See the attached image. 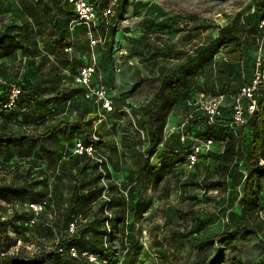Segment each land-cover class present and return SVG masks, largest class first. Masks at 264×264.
<instances>
[{
	"label": "rangeland",
	"instance_id": "1",
	"mask_svg": "<svg viewBox=\"0 0 264 264\" xmlns=\"http://www.w3.org/2000/svg\"><path fill=\"white\" fill-rule=\"evenodd\" d=\"M88 2L112 13L84 24L67 0H0V34L10 36L0 42V256L24 261L45 252L48 264H264V175L257 210L243 212L238 202L250 128L231 132L242 136L243 151L227 173L217 168L232 94L251 77L264 34V0ZM55 36L67 42L65 54ZM235 48L240 64L227 53ZM209 57L183 82V68ZM85 59L97 64L92 86L116 104L109 113L75 82ZM11 84L21 93L8 108ZM175 87L182 96L152 147L149 116ZM218 94L225 96L218 125H205L201 106ZM128 110L139 114L138 121L131 114L134 125ZM61 121L67 125L54 134ZM79 122L86 132L72 127ZM87 135L100 140L103 164L78 175L69 154ZM193 135L211 137L213 146L191 165ZM40 200L46 205L36 215L29 204ZM100 243L104 249L93 254ZM72 246L81 251L76 262L55 253Z\"/></svg>",
	"mask_w": 264,
	"mask_h": 264
},
{
	"label": "trees",
	"instance_id": "2",
	"mask_svg": "<svg viewBox=\"0 0 264 264\" xmlns=\"http://www.w3.org/2000/svg\"><path fill=\"white\" fill-rule=\"evenodd\" d=\"M67 2H68V0H67ZM69 4L71 5V9H72L71 15H72V17L76 18V20H77L78 14H77V12H74L73 5L71 3H69ZM104 10H105V8H101L99 10L94 8V11H96V19L98 16H100V18H102V16H103V18L108 17V16L107 17L104 16V12H105ZM262 17L263 18L261 20L264 23V12L262 14ZM54 31L56 32V29H54ZM8 33H9L8 30L5 29L0 34V42H2L4 39L10 37V36H8ZM260 37H261V35L258 37L257 40H259ZM54 39L56 41L58 52L65 54V49L67 47V42L65 41V39L60 37V36L59 37L55 36ZM257 44H259V43H257ZM227 53H228V56L231 57V63L232 64L236 63V62H238L239 64L241 63V59L243 57L239 54L238 48L230 50ZM87 60L88 59H85L84 61L86 62ZM85 62L83 64H85ZM208 62H210V57H209V59L204 58V59H201L198 62H196L197 65L192 66V68H191L192 70L189 69V67L183 68L182 72L180 73L181 75H179V77L182 76L183 82L188 81L190 79V77H192L191 73L193 72V70L197 69L199 66L202 67L203 65L208 64ZM96 70H97V68H96ZM250 78L247 81L241 82V84H239L237 86L236 91L232 94V96H234V94L237 93L239 87L242 84L248 82L250 80ZM177 82H178V87H179V79L177 80ZM183 82H181V83H183ZM5 84L6 83L3 81L0 82V86H4ZM20 88H21V86H20ZM177 90H178L177 87H175V89H172L169 91L170 93L166 96V99H162V100L156 102L155 106H157V107H154L153 112L149 116L148 124L150 125V129L148 131V134L150 135L149 138H150V142H152V145H151L152 147L156 145L155 141L157 140V134L159 135L163 129V126H164L163 124H164L165 118L167 116L168 110L170 109L169 107L171 106L172 103L176 102V100H177V98H179V96H182L181 92H178ZM57 94H59L58 97L60 96V93H55L54 97H52V98L55 99ZM19 97H20V95H19ZM2 99H3V96L0 95V102L2 101ZM6 100H7V96H6V99L4 101H6ZM260 104H261L262 108L259 111V113L257 115L250 117L248 122H247L248 124L237 129V130H242L245 128H250V131H251V137H250L251 141L249 142L248 150L244 153L246 156V159H247L246 162H248L247 176L245 177V183L243 186L244 195L238 201L242 207L243 212L244 211L246 212L248 210L251 214L257 210V206H258L257 203L255 202L257 195H258V190H259L258 188H256V183H257L258 179L264 175V166L261 163H259L260 158L264 159V88L261 92ZM113 106H116L114 101H113V105L111 108H113ZM222 108L223 107H221V111H223ZM231 108H230V113H231ZM221 111H220V113H221ZM130 112L133 116H135L137 118V121H138L139 120V114L137 112H135L134 110L130 111ZM107 113H109V112H107ZM202 114H203V117L205 119L204 120L205 123H207L206 122L207 118L204 115L203 111H202ZM192 117H193V115H192ZM217 118H216V120H217ZM104 119H105V114H104ZM226 121L223 125L226 137H222V139L224 140V146H223L224 150H223V155H222L223 160L219 163V165L217 167L223 173H227L229 166L232 165L236 161V159L240 156V154L243 151L242 136H236V135L231 133L233 131H229L227 128H225ZM134 123H135V121H134ZM141 123L142 122L140 121L139 124H141ZM66 125H67L66 122L61 121L59 124H57V126L53 127L52 132L54 134L59 133L61 131V129ZM205 125L216 126L218 124L216 121L215 124H205ZM72 127L80 128L84 132H86V129H85L84 124L82 122H79L78 124H75ZM145 136H146V134H145ZM193 137H196L198 139H203V140L204 139L212 140L211 137L210 138H202L200 136L193 135L191 138H193ZM96 139L95 138L92 139L89 135H87L85 142L82 143L80 140H78V142L82 143L85 147L93 146L94 148L97 149V146H98V143H100V140L99 139L96 140ZM189 140L191 141L190 142V146H191L193 141H192V139H189ZM78 142H76V143H78ZM76 143H72L71 149H73V153H74V148H75ZM212 146H213V140H212ZM212 146H211V148H212ZM149 148H151V147H149ZM209 150H207V151H209ZM199 152H205V151H199ZM69 157L71 160H74L76 162V173L78 175H79V173H85V171L87 169H90L93 172L98 166V162L96 160L92 159L91 156H89L85 152L78 153V154L74 153V155L69 154ZM142 162H143V164H147L148 159H146V160L144 159ZM44 189H47V187L45 186ZM78 200H79L78 197L74 198L75 204L78 202ZM40 201H42V200H40ZM40 201H34V202H30V203H39ZM93 235H94V233H93ZM98 247H99V249L98 248L92 249L93 254H97V251L104 249L102 243H100L98 245ZM68 248L69 247L62 249L61 247H56L55 253H57V251L59 249H61V251H59L60 252L59 254L65 255L67 257V259H70L71 261L76 262V260L78 258H80V256H81V251L80 250H79L80 252L77 251V254H78L77 257H72L69 253ZM49 257H50V253L47 254L45 252H39V253L32 254L31 257H29L28 259L23 261V260H14V259H12L11 256H4L3 255V257L0 256V264H48V262L50 260Z\"/></svg>",
	"mask_w": 264,
	"mask_h": 264
},
{
	"label": "built area",
	"instance_id": "3",
	"mask_svg": "<svg viewBox=\"0 0 264 264\" xmlns=\"http://www.w3.org/2000/svg\"><path fill=\"white\" fill-rule=\"evenodd\" d=\"M69 3L73 5L74 12H77L78 18L81 23L90 24L93 20L96 19V11H94L93 4L88 2V0H68ZM104 16L107 17L112 13L110 7L104 10ZM263 23V21H261ZM97 40L95 38L90 39L89 44L92 48L96 44ZM88 61V62H87ZM85 64L81 65L76 75L74 76L75 82L79 85L87 88L91 94H95L97 99L101 104V109L104 110L105 113L110 112V109L113 105V101L111 97L106 92L107 90L102 86L95 88L92 86L93 75L96 72L97 64L94 59H88ZM252 75L248 82L242 84L237 93L232 96L231 100V113L229 119L226 121L225 128L229 131H235L242 126L248 124V120L250 117L257 115L261 110L262 106L260 104L261 92L264 88V34L259 38V44L257 47V53L255 55V63L252 69ZM2 81V80H0ZM21 88L18 84H11L6 100V107H11V105H15L17 99L19 98ZM224 94H218L217 96L209 99V101L205 102L201 108L204 115L207 118V124H215L216 118L220 115L222 102L224 100ZM129 116L131 117L132 123L134 125V119L129 112ZM188 117H192V113L188 114ZM104 119V114H100L99 121ZM140 132L141 138L144 139V134L142 130L138 129ZM188 137V136H186ZM96 139V137L94 136ZM192 139V146L188 149L189 163L191 165L194 164L196 158L195 154L199 151H207L212 146V140L209 139H198L196 137H188ZM87 153L91 156L92 159L96 160L99 165L103 164V160L97 153L96 148L93 146L85 147L82 143L78 142L75 145L74 153ZM259 163L264 166V159L260 158ZM247 176V172H245V177ZM46 205V201L42 200L39 203H30L29 208L32 210L34 214L41 213ZM61 251V249H59ZM69 253L72 257H77V250L71 247L69 249ZM83 255H87V252H82ZM92 260L94 259L91 257Z\"/></svg>",
	"mask_w": 264,
	"mask_h": 264
}]
</instances>
